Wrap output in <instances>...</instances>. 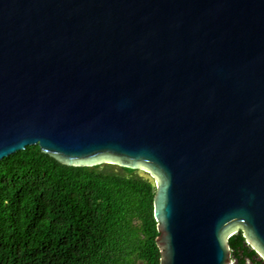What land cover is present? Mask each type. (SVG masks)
<instances>
[{
  "label": "water",
  "instance_id": "95a60500",
  "mask_svg": "<svg viewBox=\"0 0 264 264\" xmlns=\"http://www.w3.org/2000/svg\"><path fill=\"white\" fill-rule=\"evenodd\" d=\"M27 146L148 179L160 264L264 261V0H0V161Z\"/></svg>",
  "mask_w": 264,
  "mask_h": 264
},
{
  "label": "trees",
  "instance_id": "16d2710c",
  "mask_svg": "<svg viewBox=\"0 0 264 264\" xmlns=\"http://www.w3.org/2000/svg\"><path fill=\"white\" fill-rule=\"evenodd\" d=\"M155 191L138 171L27 146L0 161V264H160ZM228 243L233 264H264L240 231Z\"/></svg>",
  "mask_w": 264,
  "mask_h": 264
},
{
  "label": "flooded vegetation",
  "instance_id": "af4514ba",
  "mask_svg": "<svg viewBox=\"0 0 264 264\" xmlns=\"http://www.w3.org/2000/svg\"><path fill=\"white\" fill-rule=\"evenodd\" d=\"M232 264H233V262H232Z\"/></svg>",
  "mask_w": 264,
  "mask_h": 264
},
{
  "label": "rangeland",
  "instance_id": "374dc122",
  "mask_svg": "<svg viewBox=\"0 0 264 264\" xmlns=\"http://www.w3.org/2000/svg\"><path fill=\"white\" fill-rule=\"evenodd\" d=\"M139 173V172H138Z\"/></svg>",
  "mask_w": 264,
  "mask_h": 264
}]
</instances>
